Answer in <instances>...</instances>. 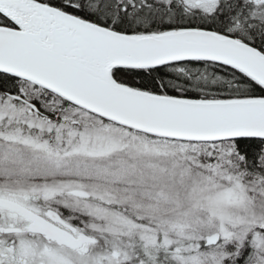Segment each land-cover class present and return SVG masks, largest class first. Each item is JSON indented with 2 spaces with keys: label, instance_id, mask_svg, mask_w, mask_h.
Instances as JSON below:
<instances>
[{
  "label": "snow or ice",
  "instance_id": "snow-or-ice-1",
  "mask_svg": "<svg viewBox=\"0 0 264 264\" xmlns=\"http://www.w3.org/2000/svg\"><path fill=\"white\" fill-rule=\"evenodd\" d=\"M0 264H264V0H0Z\"/></svg>",
  "mask_w": 264,
  "mask_h": 264
}]
</instances>
